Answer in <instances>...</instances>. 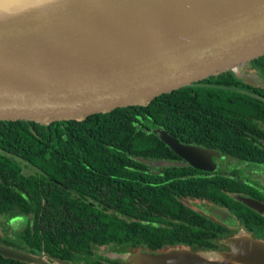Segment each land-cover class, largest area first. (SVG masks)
<instances>
[{"label":"trees","instance_id":"obj_1","mask_svg":"<svg viewBox=\"0 0 264 264\" xmlns=\"http://www.w3.org/2000/svg\"><path fill=\"white\" fill-rule=\"evenodd\" d=\"M252 69L255 84L228 74L82 120L0 121V216L25 219L0 244L93 264L175 246L217 252L212 223L184 203L214 200L216 180L182 177L176 168L148 174L138 158L174 155L159 129L181 144L263 155L249 139H264V57ZM98 247L115 256L97 257ZM0 264L25 263L0 255Z\"/></svg>","mask_w":264,"mask_h":264},{"label":"water","instance_id":"obj_2","mask_svg":"<svg viewBox=\"0 0 264 264\" xmlns=\"http://www.w3.org/2000/svg\"><path fill=\"white\" fill-rule=\"evenodd\" d=\"M263 57L264 0H0V121L47 125L145 106L241 75ZM158 137L184 158L209 154L166 131ZM239 199L264 214L261 203ZM225 244L230 252L171 248L121 257L129 264H264L263 242L235 237ZM0 255L83 264L2 244Z\"/></svg>","mask_w":264,"mask_h":264},{"label":"flooded vegetation","instance_id":"obj_3","mask_svg":"<svg viewBox=\"0 0 264 264\" xmlns=\"http://www.w3.org/2000/svg\"><path fill=\"white\" fill-rule=\"evenodd\" d=\"M252 68V66H250ZM164 130H156V133ZM258 136V134H255ZM252 146L264 153V139H249ZM192 148L208 151L209 154L184 158L174 153L163 159L138 158V165L148 174H160L167 169L181 170L182 177L198 176L202 179L216 180L217 194L214 200L185 199L184 203L192 210L204 216L212 223V240L214 251L230 252L226 241L235 237H250L264 243V214L244 204L240 198H247L264 205V154L235 155L223 154L220 150L204 148L194 144H183ZM190 160H193L192 162ZM166 178L165 176L163 177ZM171 248L188 249V247H165L162 250L145 252H164ZM191 251V250H190ZM211 251V250H210ZM131 252V253H135ZM206 251H199V253ZM83 264H93L92 262ZM129 264V263H124Z\"/></svg>","mask_w":264,"mask_h":264},{"label":"rangeland","instance_id":"obj_4","mask_svg":"<svg viewBox=\"0 0 264 264\" xmlns=\"http://www.w3.org/2000/svg\"><path fill=\"white\" fill-rule=\"evenodd\" d=\"M242 74L246 75L247 78H243L244 80L250 81L253 84H255V82H257L256 77L252 76L254 74V69L247 67L245 70H242L241 75L239 74L238 76L242 77ZM264 81V80H262ZM22 166H24L23 163H21ZM26 171H29V168H25ZM13 220H9L6 216H0V235L4 238L6 237H13V235L17 232H19L20 230L23 229L24 225H22L23 223H25V219H17V221ZM13 232H15L13 234ZM96 256L100 257V256H115V253L113 252L112 249L108 248V247H98L96 248ZM85 260V258H84ZM90 261V260H89Z\"/></svg>","mask_w":264,"mask_h":264}]
</instances>
